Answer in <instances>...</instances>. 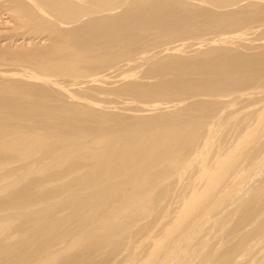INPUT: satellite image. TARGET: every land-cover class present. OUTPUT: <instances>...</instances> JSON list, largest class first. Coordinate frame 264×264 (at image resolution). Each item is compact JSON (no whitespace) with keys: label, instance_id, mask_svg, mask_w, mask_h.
<instances>
[{"label":"bare ground","instance_id":"1","mask_svg":"<svg viewBox=\"0 0 264 264\" xmlns=\"http://www.w3.org/2000/svg\"><path fill=\"white\" fill-rule=\"evenodd\" d=\"M0 264H264V0H0Z\"/></svg>","mask_w":264,"mask_h":264},{"label":"rangeland","instance_id":"2","mask_svg":"<svg viewBox=\"0 0 264 264\" xmlns=\"http://www.w3.org/2000/svg\"><path fill=\"white\" fill-rule=\"evenodd\" d=\"M139 70L137 69L136 66H131L130 68L126 69L125 73L127 74H135V73H138Z\"/></svg>","mask_w":264,"mask_h":264}]
</instances>
